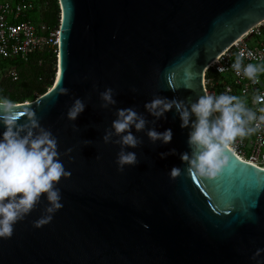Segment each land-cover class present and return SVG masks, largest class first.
Returning <instances> with one entry per match:
<instances>
[{"label":"water","instance_id":"95a60500","mask_svg":"<svg viewBox=\"0 0 264 264\" xmlns=\"http://www.w3.org/2000/svg\"><path fill=\"white\" fill-rule=\"evenodd\" d=\"M56 2L51 87L16 103L15 111L36 112L57 138L71 176L57 185L63 207L50 223L33 227L47 205L42 197L11 238H0V264H264V252L251 258L264 249V167L228 149L229 164L218 178L188 175L180 154L191 151L190 129L180 127L174 108L155 124L144 108L156 95L186 103L205 95L204 68L264 20V0ZM61 87L69 94L58 95ZM106 88L114 89L117 103L104 109L99 93ZM76 98L86 107L70 121ZM123 108H134L149 123L141 132L132 128L143 143L126 149L139 163L119 172L120 145L102 137ZM153 127L171 129V142L152 143L146 132ZM4 131L0 123V139ZM172 149L175 155L161 158ZM173 167L180 176H170Z\"/></svg>","mask_w":264,"mask_h":264},{"label":"clouds","instance_id":"9594fccd","mask_svg":"<svg viewBox=\"0 0 264 264\" xmlns=\"http://www.w3.org/2000/svg\"><path fill=\"white\" fill-rule=\"evenodd\" d=\"M247 55L251 57L252 53ZM244 57L243 50L236 54L231 68L237 76L243 75L253 83H258L259 75L264 73V63L245 65ZM218 71L223 72L224 69L221 67ZM132 91L135 92L136 89L133 88ZM68 94L69 89H59L58 95ZM99 97L103 102L101 108L107 109L117 103L112 88L100 92ZM252 103L264 104V95L255 94ZM85 107L86 104L81 99H74L68 108L67 119L75 121ZM17 108L19 107L15 102L0 97V123L5 127L0 139V238L3 239L12 237L14 225L23 221L41 202L42 197H46L47 205L42 216L33 222V227L40 228L50 223L54 214L63 207L61 190L57 185L62 178L71 176V172L65 170L59 158L61 154L57 150V138L41 125L35 111L25 108L17 112ZM144 108L155 118L151 121L152 124L175 109L181 120L180 127L190 129L187 144L191 151L180 154V159L186 165L185 172L207 180L218 178L228 166L227 152L237 138L244 139L254 134L264 124V107L253 110L247 106L246 97L229 95L228 92L219 95L205 94L197 101L189 99L187 103L156 95L145 103ZM115 115L111 129L105 130L102 139L105 144L120 145L116 164L117 171L123 172L125 166H136L139 163L135 152L126 151L127 148H137L143 143L132 133V128L137 132L144 131L149 121L134 108L117 109ZM21 119L23 123H19ZM73 130H79L75 124ZM146 135L152 143L160 141L168 144L173 133L171 129L158 132L153 127L147 130ZM113 136L118 139L113 140ZM72 151L69 148L63 155ZM175 154L176 150L172 149L170 152L160 153V156L165 158ZM72 159L70 157V162ZM180 175V168L173 167L170 170L172 178ZM143 226L148 227L146 224ZM262 252L264 249H257L251 258L256 260ZM257 264L261 262L257 261Z\"/></svg>","mask_w":264,"mask_h":264},{"label":"built area","instance_id":"2783aa9c","mask_svg":"<svg viewBox=\"0 0 264 264\" xmlns=\"http://www.w3.org/2000/svg\"><path fill=\"white\" fill-rule=\"evenodd\" d=\"M42 16L43 5L39 0H0V62L7 64L6 75L12 80L17 78V61H25L29 55L44 50L56 53L58 25L47 26L42 22ZM242 50L245 52V65L264 63V20L207 64L203 70V88L205 94L228 92L229 95L246 97L247 106L256 110L264 107V104L252 103L255 94L264 95V73L259 75L258 83L236 75L231 64ZM249 52L251 57L247 55ZM221 67L223 72L218 71ZM229 150L249 164L264 167V124L254 134L244 139L237 138Z\"/></svg>","mask_w":264,"mask_h":264},{"label":"trees","instance_id":"16d2710c","mask_svg":"<svg viewBox=\"0 0 264 264\" xmlns=\"http://www.w3.org/2000/svg\"><path fill=\"white\" fill-rule=\"evenodd\" d=\"M43 5L42 22L47 26L58 25V8L56 0H39ZM56 53L51 50L35 52L25 61L15 63L17 78L12 80L6 75L0 81V97L13 102L32 100L51 85Z\"/></svg>","mask_w":264,"mask_h":264},{"label":"rangeland","instance_id":"374dc122","mask_svg":"<svg viewBox=\"0 0 264 264\" xmlns=\"http://www.w3.org/2000/svg\"><path fill=\"white\" fill-rule=\"evenodd\" d=\"M58 8V6H57ZM7 64L0 62V81L6 76ZM54 75V70H53ZM30 101L29 99L24 100L23 102ZM18 103V102H15Z\"/></svg>","mask_w":264,"mask_h":264},{"label":"bare ground","instance_id":"6f19581e","mask_svg":"<svg viewBox=\"0 0 264 264\" xmlns=\"http://www.w3.org/2000/svg\"><path fill=\"white\" fill-rule=\"evenodd\" d=\"M51 87V86H50ZM50 87L47 89V90H49L50 89ZM260 168V167H259Z\"/></svg>","mask_w":264,"mask_h":264}]
</instances>
